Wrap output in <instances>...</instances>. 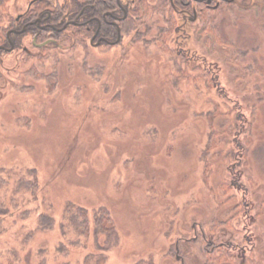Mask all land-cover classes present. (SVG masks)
<instances>
[{
	"label": "rangeland",
	"instance_id": "1",
	"mask_svg": "<svg viewBox=\"0 0 264 264\" xmlns=\"http://www.w3.org/2000/svg\"><path fill=\"white\" fill-rule=\"evenodd\" d=\"M28 2L7 0L0 26ZM148 6L154 28L121 51L90 53L67 40L41 52L34 70L18 49L1 55L0 74L14 87L0 82V174L12 180L0 202L19 178L39 186L19 192L32 211L0 236V264H39L41 247L59 264L70 204L91 213L106 204L114 219L110 232L87 235L70 264L96 252L106 253L103 264H264V0L206 12L199 39L188 28L170 45V35L155 38L169 13ZM167 45L199 52L170 54ZM216 130L212 168L205 149ZM41 213L55 216L54 228L37 227ZM10 245L23 261L3 252Z\"/></svg>",
	"mask_w": 264,
	"mask_h": 264
},
{
	"label": "flooded vegetation",
	"instance_id": "2",
	"mask_svg": "<svg viewBox=\"0 0 264 264\" xmlns=\"http://www.w3.org/2000/svg\"><path fill=\"white\" fill-rule=\"evenodd\" d=\"M237 1L241 0H29L17 16H6V35L1 39L0 57L18 49L29 62L30 69L34 70L32 61L40 60L41 52L45 54L57 49L67 40L71 41V47L84 45L90 53L98 49L121 51V44H125L128 37L132 43L141 38L146 29L154 28L153 23L146 24L144 18L149 11L147 4L154 12L166 10L170 15L158 26L156 39L170 35L168 45L175 40L179 42L181 35L188 39V28L192 31L188 34L199 39L201 30L196 24L202 16L209 11L216 13ZM167 46L166 50L174 54L199 52H185ZM31 49L36 50L33 53ZM6 76H9L7 71L0 74V82L9 83V92L14 82Z\"/></svg>",
	"mask_w": 264,
	"mask_h": 264
},
{
	"label": "trees",
	"instance_id": "3",
	"mask_svg": "<svg viewBox=\"0 0 264 264\" xmlns=\"http://www.w3.org/2000/svg\"><path fill=\"white\" fill-rule=\"evenodd\" d=\"M6 1L7 0H0V9L2 10L6 9ZM9 2V0H8ZM7 10H8V5H7ZM5 10V11H7ZM5 24L4 26H0V33L4 32L5 29ZM1 39V37H0ZM164 43V42H163ZM174 54V53H170ZM178 55V54H177ZM213 82V81H212ZM211 83V82H210ZM215 82L212 84V86L208 87L209 92L214 87ZM235 129V128H234ZM215 131V130H213ZM217 131V130H216ZM215 133V132H213ZM212 133V135H213ZM217 133V134H216ZM215 134L217 135L216 140L210 138V144L211 141L213 140V145L211 146V150L209 151V148L205 149V155L207 156V165L211 166L214 168L216 166L215 164V152H216V147L218 142H220V137L221 135L217 131ZM222 134V133H221ZM219 139V141H218ZM244 155V153L242 154ZM2 170V169H0ZM1 172V171H0ZM12 180L8 181L6 180V177L0 174V191H7L11 186L10 183ZM229 182L223 181L220 185L222 188H229L230 186L228 185ZM39 186V182L36 180H24L23 178L17 179L16 183L13 186L14 189V194L13 192L11 193V197L8 198L5 202H0V236L2 234H6L8 232H11L12 228L15 227L17 224H22L24 222V218L28 217L30 215V212L32 209L30 207L25 206L23 207L18 201V197L20 196L19 192L21 191H32L31 194L34 193L36 187ZM17 196H16V195ZM235 195L232 196L234 198ZM231 196L229 195L227 197V200H230ZM226 200V201H227ZM30 209V210H29ZM90 208L84 205H69L66 209L65 215H64V220H67V224L64 223V221L61 223V228L63 229V235L64 237L60 239L58 245L56 246V255L59 259V264H70L72 263L70 259V255L75 251L76 249H80L81 247L87 246V235L91 234H99L103 231L110 232V228H108L109 224H112L114 221L112 212L110 210V207H108L106 204L101 205L99 207H95L92 210V213L90 212ZM234 215V214H233ZM236 218V214L234 216H231L223 221H221L222 224L231 222ZM56 223V218L54 215L49 214V213H41L38 217V224L37 227L40 230H50L55 227ZM217 222L214 221V224L212 226L216 227L215 224ZM25 225V224H24ZM196 228L195 226H191L190 229L187 231L189 232L190 230ZM114 230V229H113ZM112 230V231H113ZM34 231V230H33ZM32 233V232H31ZM75 233L76 239L72 237V239L69 237V235H72ZM183 234V232H182ZM31 235L30 233H27L26 236ZM186 234H183L185 236ZM23 236V235H22ZM183 236H180L177 238L176 242L171 245V249L174 252H177L178 246L177 242L182 239ZM196 237V236H195ZM3 241L1 240L0 243ZM4 245V243H3ZM10 247L9 250L3 249L4 253H10L12 254L15 258L17 257L18 260L23 261V257L19 254L18 250L15 249V246H6ZM221 247V246H219ZM40 254L42 255V259L39 264H49V256L47 254V247H41ZM209 252V251H208ZM210 253V252H209ZM173 253L170 251L167 255H172ZM95 257V263L94 264H103L107 255L104 252H96L92 253L90 255H87L83 259V263L87 264V260L89 257ZM146 260H139L138 262H142ZM138 263V264H139Z\"/></svg>",
	"mask_w": 264,
	"mask_h": 264
}]
</instances>
